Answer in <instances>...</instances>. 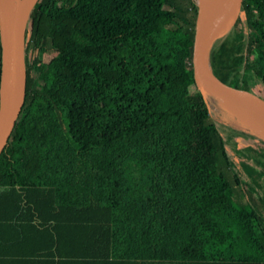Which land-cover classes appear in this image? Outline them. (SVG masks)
<instances>
[{"label": "trees", "instance_id": "trees-1", "mask_svg": "<svg viewBox=\"0 0 264 264\" xmlns=\"http://www.w3.org/2000/svg\"><path fill=\"white\" fill-rule=\"evenodd\" d=\"M194 10L195 0L32 5L23 101L0 151V235H42L36 264L58 262L54 235L103 243L86 263L264 264V138L224 125L256 138L237 146L210 117L215 100L191 77ZM239 10L207 60L248 86L246 76L264 80V0ZM41 15L54 22L46 36ZM182 25L180 38L162 32ZM46 41L56 54L42 65Z\"/></svg>", "mask_w": 264, "mask_h": 264}, {"label": "water", "instance_id": "water-1", "mask_svg": "<svg viewBox=\"0 0 264 264\" xmlns=\"http://www.w3.org/2000/svg\"><path fill=\"white\" fill-rule=\"evenodd\" d=\"M0 0V151L4 146L24 95V26L36 0ZM241 0H195L192 19L189 63L196 88L210 95L220 106L228 99L240 107L249 120L240 122L264 138V96L248 86L218 78L207 60L209 42L224 34L239 16ZM247 121V122H246Z\"/></svg>", "mask_w": 264, "mask_h": 264}, {"label": "crops", "instance_id": "crops-1", "mask_svg": "<svg viewBox=\"0 0 264 264\" xmlns=\"http://www.w3.org/2000/svg\"><path fill=\"white\" fill-rule=\"evenodd\" d=\"M46 238L52 242L50 237ZM94 238L89 235H54L56 264H97L86 263L81 258L87 253L101 254L104 251L103 243ZM40 240H44L42 235H0V264H36L30 254L39 251Z\"/></svg>", "mask_w": 264, "mask_h": 264}, {"label": "rangeland", "instance_id": "rangeland-1", "mask_svg": "<svg viewBox=\"0 0 264 264\" xmlns=\"http://www.w3.org/2000/svg\"><path fill=\"white\" fill-rule=\"evenodd\" d=\"M173 3H175L176 5L179 6H185L186 5V0H171ZM238 18H242V14L239 13ZM36 26H37V30L39 33L43 34V35H49V33L51 32L53 26H54V22L51 19H48L45 16H39L36 18ZM237 30L235 33L236 35H242V32H239L240 29V25L239 23H237ZM186 29L185 25H182L181 27H178L172 31H166L163 30L162 32L164 34H168L171 35L173 37L176 38H180L182 37L184 31ZM25 39V38H24ZM235 45L238 46V42H235ZM44 51L42 53L41 56V60H42V65L45 64V62L47 61V59H49L51 56H53L54 54H56L55 50L49 46V44H47V41L45 42L44 45ZM246 81H247V85L252 88L253 90H257L261 93L262 96H264V80L259 79L253 75L250 76H246ZM238 82V80H237ZM35 85L37 87H40L42 89V84L40 81V78L37 76L35 78L34 81ZM49 95L51 94V92H48ZM216 106L217 108H211L209 110L210 112V117L212 118V120L214 121L215 125H217L220 129V133L221 134H231V139L234 140V142L236 143L237 146H242L246 143H250L252 140H255L256 138H244L241 134L238 133L237 130H232L231 132H229L226 128V126L224 125H230L233 127H239V125L236 123L237 121H240L236 116H234L233 114L227 112L225 109H223L222 106H220L216 101ZM223 111H226L227 114H223ZM242 123V122H241ZM242 125H247L245 122L242 123ZM262 148L264 149V143L262 145ZM250 192V196L255 198V193L249 189Z\"/></svg>", "mask_w": 264, "mask_h": 264}, {"label": "bare ground", "instance_id": "bare-ground-1", "mask_svg": "<svg viewBox=\"0 0 264 264\" xmlns=\"http://www.w3.org/2000/svg\"><path fill=\"white\" fill-rule=\"evenodd\" d=\"M12 6L13 7L16 6L14 0L12 1ZM221 105L223 107H225L226 109H229V111L235 113L238 117L245 119V120H249V118L244 113V111L240 107H238L235 103H233L232 101H230L228 99H221Z\"/></svg>", "mask_w": 264, "mask_h": 264}]
</instances>
